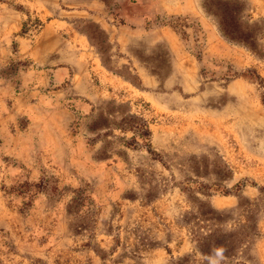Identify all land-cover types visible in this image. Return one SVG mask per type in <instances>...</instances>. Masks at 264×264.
Wrapping results in <instances>:
<instances>
[{"label":"rangeland","instance_id":"rangeland-1","mask_svg":"<svg viewBox=\"0 0 264 264\" xmlns=\"http://www.w3.org/2000/svg\"><path fill=\"white\" fill-rule=\"evenodd\" d=\"M209 2L264 48V0H0V264H264V55Z\"/></svg>","mask_w":264,"mask_h":264},{"label":"trees","instance_id":"trees-1","mask_svg":"<svg viewBox=\"0 0 264 264\" xmlns=\"http://www.w3.org/2000/svg\"><path fill=\"white\" fill-rule=\"evenodd\" d=\"M206 4L207 11L215 18L218 29L224 38L236 43L239 42L247 49L264 55V48L260 49L257 46L256 40L258 36L254 31V28L247 27V25L242 24V22L239 20V7L237 5H229L228 3L221 2H217L215 4L209 2ZM249 70L251 73L252 69ZM255 74L258 76L257 73ZM258 82L262 83L261 80ZM144 130H148L146 126ZM147 150L155 152L150 148V146H147Z\"/></svg>","mask_w":264,"mask_h":264}]
</instances>
